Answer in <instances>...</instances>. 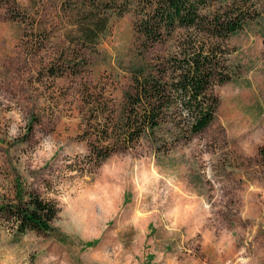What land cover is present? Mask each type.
<instances>
[{
	"label": "rangeland",
	"instance_id": "obj_1",
	"mask_svg": "<svg viewBox=\"0 0 264 264\" xmlns=\"http://www.w3.org/2000/svg\"><path fill=\"white\" fill-rule=\"evenodd\" d=\"M15 1L0 4V201L33 192L58 210L17 240L0 219V264H264V11L226 40L234 78L204 132L95 164L86 101L107 121L122 110L140 61L132 11L70 66L66 0Z\"/></svg>",
	"mask_w": 264,
	"mask_h": 264
},
{
	"label": "trees",
	"instance_id": "obj_2",
	"mask_svg": "<svg viewBox=\"0 0 264 264\" xmlns=\"http://www.w3.org/2000/svg\"><path fill=\"white\" fill-rule=\"evenodd\" d=\"M15 3L0 0L8 9ZM66 4L72 26L68 31L72 38L67 39L70 66L75 60L77 66L78 60L86 61L83 51L98 45L113 16L129 11L134 16L140 61L129 69L122 110L114 111V121H107L103 116L109 115L91 96L86 101L94 119L89 120L88 133L97 142L89 154L95 164L143 140L156 151H167L204 132L220 103L215 88L234 78L226 63V40L264 11V0H66ZM169 39L176 40L171 55L144 59L156 44ZM52 70L46 71L63 74ZM57 210L53 202L33 192L0 201V219L8 223L15 240L28 231H50Z\"/></svg>",
	"mask_w": 264,
	"mask_h": 264
}]
</instances>
